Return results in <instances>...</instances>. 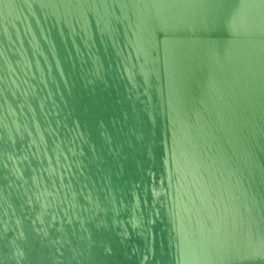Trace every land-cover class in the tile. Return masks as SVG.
I'll use <instances>...</instances> for the list:
<instances>
[{"label": "water", "instance_id": "1", "mask_svg": "<svg viewBox=\"0 0 264 264\" xmlns=\"http://www.w3.org/2000/svg\"><path fill=\"white\" fill-rule=\"evenodd\" d=\"M0 264H264V0H0Z\"/></svg>", "mask_w": 264, "mask_h": 264}]
</instances>
